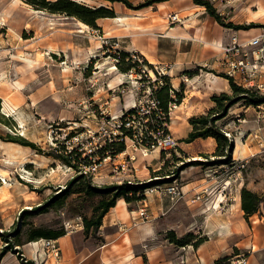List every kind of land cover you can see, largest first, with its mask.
Returning a JSON list of instances; mask_svg holds the SVG:
<instances>
[{"label":"rangeland","instance_id":"374dc122","mask_svg":"<svg viewBox=\"0 0 264 264\" xmlns=\"http://www.w3.org/2000/svg\"><path fill=\"white\" fill-rule=\"evenodd\" d=\"M74 1L90 8L104 6L122 20L114 23L111 17L98 18L92 27L24 0H0V136H19L42 151L0 140V170L7 180L6 185L0 180V233L18 230L10 237L12 251L5 250L7 243L0 236L4 264H22L19 256L35 264L28 244L40 240L46 250L43 264L69 262L73 257L67 250L69 241L74 249L82 248L79 264H102L99 259H88L92 250L102 247L99 237L114 243L107 247L113 264L129 263L125 262L129 248L116 245H127L129 240L142 248L140 264H264V199L247 219L240 208L242 188L264 196V104L236 103L215 121L232 143L226 156L214 155V139V145L201 141L207 138L184 144L191 130L189 118L206 115L215 106L211 96L229 92L227 79L220 75H226V62L233 57L223 50L232 38L245 44L259 33L264 25V0H202L222 22L241 26L227 28L230 36L221 44L216 42L218 51L198 40L205 28L208 32L206 17L214 18L192 0L184 4L198 7L186 12L178 10L183 5L178 0H155L147 6L149 0H126L134 9L120 2ZM158 3L165 7L159 9ZM174 12L183 24H169L167 16ZM170 26L195 28L197 34L191 38L165 36ZM138 27L149 31L139 32ZM255 49L245 47L249 63L255 59L251 56ZM121 52L130 54L137 64L135 70L124 73L116 67ZM256 55L258 72L243 84L238 77L232 80L245 88L261 84L260 92H264V51ZM111 66H115L113 71ZM150 71L159 75L151 78ZM187 72L197 74L190 77ZM164 82L172 90L169 96L180 94L168 111L165 127L176 146L146 155L137 142L154 141L162 119L151 115L154 123L146 131L143 113L149 106V94ZM3 99L13 110H3ZM131 110L135 137L132 131L127 135L118 128ZM120 143L124 150L116 154ZM58 144L80 153L78 166L95 186L125 181L144 184L171 175L184 164L183 170L173 174L181 191L182 185L191 183L186 199L183 193L170 199L159 191H144L150 186L145 187L137 193L141 201L126 203L135 212L127 217L124 210L110 209L105 215L115 217L116 224L105 230L100 227L95 237L86 234L82 217L91 216L98 197L87 194L81 180L65 196L60 193L53 199L77 174L47 156ZM209 150L213 152L205 153ZM220 158L224 161H217ZM160 168L163 171L157 174ZM156 196L168 202H163L162 211L151 214L148 199L156 204ZM47 202L51 203L46 211H31ZM140 208H145L144 216H139ZM36 230L64 234L57 239L39 238L33 236Z\"/></svg>","mask_w":264,"mask_h":264},{"label":"trees","instance_id":"16d2710c","mask_svg":"<svg viewBox=\"0 0 264 264\" xmlns=\"http://www.w3.org/2000/svg\"><path fill=\"white\" fill-rule=\"evenodd\" d=\"M110 3L120 2L128 8H132L130 4L126 0H104ZM195 4L205 6L206 12L209 16L214 18V20L221 26L225 28H234L240 29L241 26L234 25L231 23H224L222 22L220 16L215 12L214 8L206 1L202 0H192ZM25 3L33 5L37 9H46L51 12H62L68 16H73L81 20L83 23L95 27V20L98 18L103 17H111L114 18V14L108 8L101 6L98 8H90L87 6L82 5L79 2L74 0H54V1H47V0H24ZM155 0H149L147 5H151ZM134 9V8H132ZM124 64V65H123ZM147 63L144 61L143 65ZM136 62L130 57V54L127 52H121L117 57V64L116 67L124 73L128 71H133L136 68ZM148 65V64H147ZM156 74V72H155ZM185 74V73H184ZM197 74V73H195ZM192 72H187V75L190 77L194 76ZM157 75V74H156ZM224 77L228 81L229 92L225 93L222 92L220 95H213L211 96V101L214 103V108L207 110L206 115H200L195 118H189L188 123L191 126V130L188 133L186 139L184 140L185 143H191L197 138H213L216 143L215 147V156H226L225 153L229 154L231 152L232 143H229L227 137L219 130L215 121L219 118H222L226 115L229 108H231L236 103L242 102L247 105H254L258 106L264 104V92H260L255 87H248L245 88L241 85L235 83L232 78L226 75H220ZM158 77V76H157ZM165 80V77H161ZM172 91L169 88V85L164 82L159 88H155L153 92L154 98L159 102L160 108L162 109L164 116L161 121H159V126L163 127L162 124L167 123L168 117V109L169 104L174 103L177 104L180 98V94L178 92L175 93V98L173 96H169L168 91ZM180 103V102H179ZM131 114L132 110L130 111ZM214 115V116H213ZM1 118V116H0ZM123 121H121L122 125L120 126V130L127 135H131L130 130H127L123 126ZM0 140L4 142L15 143L23 147H29L33 151H37L38 153H42L40 148L32 142L27 141L24 138L19 136H12L7 134L6 136H0ZM124 150L123 144H119V147L116 149V154L122 152ZM163 154V152H161ZM47 156H51L53 159L60 160L64 164L68 165L69 167L76 170V175L73 179L65 186L64 189L60 190L56 197L53 199L58 198L59 194L65 196L70 187L73 184H76L79 181H83L85 184L84 191L89 195H95L98 197L97 203L93 206L91 210V216L82 217V226L83 232L88 234L91 233L92 236L98 233L99 228L101 227L102 223L101 220L105 216V214L115 206L116 201L118 199H123L125 203L130 204L132 202H138L143 199V197L138 195L137 193L145 188L155 184H162L170 182L176 177V175L169 176L166 178L165 176H160L158 179L151 180L144 184H136V183H128L122 182L120 184H110L105 186H95L91 183L90 178L87 176V173L80 170L77 161H79L80 153L73 149L71 151H67L64 144H58L57 147L51 149V151L47 154ZM217 161H224V160H217ZM184 169V164L179 166L173 173H177ZM163 171V168H160L156 173L160 174ZM264 196H258L256 193L251 192L245 188H242L240 191V208L243 211L244 218H248L255 214L258 210L259 205L262 203ZM51 202H47L45 205H41L35 209H32V212L42 213L47 210V206L50 205ZM28 213V211H24V214ZM18 233V230L14 228L13 232H1L0 236L3 237V240L7 243L5 246V250L12 251V240L10 237L15 236ZM64 233L63 232H43L42 230H36L33 236L39 238H48V239H57L61 237ZM100 242H103L104 239L100 238ZM15 252L18 253V250ZM2 253L0 254V259ZM19 256V254H18ZM20 261L22 264H32L31 261L24 262L21 256H19Z\"/></svg>","mask_w":264,"mask_h":264},{"label":"built area","instance_id":"2783aa9c","mask_svg":"<svg viewBox=\"0 0 264 264\" xmlns=\"http://www.w3.org/2000/svg\"><path fill=\"white\" fill-rule=\"evenodd\" d=\"M206 1H211V0H206ZM167 20L169 24H183L182 18L179 17L178 12L171 13L167 16ZM250 46V47H256L255 50L251 51V56L252 58L255 57L252 63L248 62V55L247 52L245 51V47ZM224 53L226 56L233 57L230 61L226 62V75L232 79H235L238 77L240 82L243 84V80H246V78H250L254 76L258 72V66L256 60L257 59V52L264 51V25L259 28V33L248 40L245 44H241L237 41L236 38H232L229 44H226L224 48ZM158 74V73H157ZM159 75V74H158ZM251 85V84H250ZM243 86V85H241ZM244 87V86H243ZM252 87V86H251ZM257 90L261 91L262 89L261 84H254V86ZM264 91V90H262ZM150 98L148 100L149 106H147V110L144 111L143 114L146 115L145 119V130H149V125L154 123L153 119H150V116L153 115L155 117H158L159 119H162L164 116V113L162 109L160 108L159 102L154 98L152 94H149ZM171 105V106H170ZM175 104L171 103L169 104V109L170 111L171 107H174ZM137 115H140L138 112H136ZM162 116V117H161ZM134 117L135 113L128 115L123 122L124 128L127 130L132 131L133 137L137 136L136 135V130H135V125H134ZM161 121V120H159ZM158 122V121H157ZM140 123V122H138ZM149 123V124H148ZM120 125H118V128H120ZM163 127H160L158 125V128L156 129V135H154L155 140L154 141H149L145 140L143 142V139H139V142H137V146L139 148H142L143 152L147 155L146 152L149 151H154L155 148L157 149H171L176 146V141L173 139V137L166 131V124H162ZM150 131H153V127L151 128ZM149 131V132H150ZM146 139V138H145ZM174 175L173 173L171 175H165L166 178L169 176ZM177 177H174V179L170 182L167 183H162V184H155L150 186L149 188H145L144 191H159L162 192L165 196L170 197V199L177 197L179 194L182 193L181 188L179 187L177 183ZM128 181V180H127ZM151 181V180H150ZM128 183H131L128 181ZM144 195L146 196V192H144ZM145 208H140L138 210L139 216H144L145 215ZM26 262V260H24Z\"/></svg>","mask_w":264,"mask_h":264},{"label":"crops","instance_id":"0c3cea01","mask_svg":"<svg viewBox=\"0 0 264 264\" xmlns=\"http://www.w3.org/2000/svg\"><path fill=\"white\" fill-rule=\"evenodd\" d=\"M186 1L188 0H178V2L180 4H183L179 7V11L180 12H186V11H189L191 10L192 8L194 7H198L197 5L195 4H184ZM165 7V5L163 7H159V9H163ZM202 15L204 12H202L201 10H199ZM138 14H141V13H138ZM190 15H192L193 13H189ZM119 18L120 20H122L121 17H117ZM213 19V18H212ZM206 20L208 21L207 24V28H208V32H207V29L205 28L204 31L202 32L201 34V37L198 39L200 42L204 43L205 46H210L212 47L213 49L215 50H220V47L219 45L216 44L217 41H220L219 43L221 44L223 42V40L225 41L226 40V37L230 36V33L228 32L229 29L227 28H219V25L216 23V21L213 19L211 20L210 17H206ZM205 20V21H206ZM123 21H125V19H123ZM115 23V22H114ZM124 24H127L125 22H122ZM140 29L139 32H147L149 31V29L147 28H142V27H138ZM194 34H197V30L195 28L193 29H186V28H182V27H179V26H170L166 31H165V36H168V37H177V38H191V35ZM199 35V34H198ZM222 41V42H221ZM218 43V42H217ZM204 77V76H203ZM202 77V78H203ZM207 78V77H204V79ZM226 86V85H225ZM225 86H223V88H225ZM212 141V145H214V140L213 138H210L208 137L207 139L205 140H201V141ZM194 142V141H193ZM184 143V142H183ZM185 145H189L191 143H184ZM213 151L212 150H209V152H205V153H212ZM126 178H124L122 181H125ZM115 183H118V181H116ZM191 183H187L185 185H182V193H183V198L186 199V194H187V190H188V187ZM157 198L155 199L156 200V204L153 203V205L151 204V201L153 200H149L148 204H149V210L151 211V214L153 213V211H162L163 209V202H168L167 198H164V201L161 200L159 198V196H156ZM221 204V202H220ZM118 209L120 210H124V212H126L127 214V217L130 215L131 212H135V211H130L128 209V205L124 202L123 199H118L116 201V204L114 207L111 208V210L116 211ZM109 213V212H108ZM111 214H107L105 215L104 217V222L103 224L101 225V229L102 230H105L107 229L108 227H112L113 224L115 225L116 222L115 221V217L111 218L110 216ZM154 218L156 216H153ZM118 218V217H117ZM119 220V219H118ZM106 221V222H105ZM104 239V243L102 242V247L98 248V249H94L90 252V256L88 257L89 260H96L98 262V259L101 260L102 264H104V260L106 261H110V259H108V254L109 252H111L109 250V247L110 245L114 244V243H111V242H106L105 240V237L103 238ZM68 248L67 250L69 251H72V256L75 258V262H72L73 260V257L69 260V262H64V264H79V259L77 257L81 256L83 254V251H82V248H76L74 249V246L72 244V242L70 243V241L68 242ZM116 245L118 246H125L124 248H129V252H132L134 257L131 261H129V264H140L141 263V257H142V248H140V246H138L137 244H134L132 241L129 240V244L127 245H124V244H121V243H116ZM129 246V247H128ZM107 248V249H106ZM106 249V250H105ZM30 251V249H29ZM105 258V259H104ZM45 262V260L43 261V263ZM111 262V261H110ZM42 263V264H43ZM0 264H4V257L0 260ZM17 264H20L18 261H17Z\"/></svg>","mask_w":264,"mask_h":264},{"label":"bare ground","instance_id":"6f19581e","mask_svg":"<svg viewBox=\"0 0 264 264\" xmlns=\"http://www.w3.org/2000/svg\"><path fill=\"white\" fill-rule=\"evenodd\" d=\"M158 5H159V7H163L164 6L163 3H158ZM260 10L263 11V9H260ZM33 12H36V11H33ZM112 21H114L115 23H120L121 22V20L119 18H117V17L112 18ZM80 26H85V25L80 23ZM114 69H115V66H111V70L113 71ZM149 75H150L149 77L155 78V73L153 71H150ZM118 80L119 81H123L122 80V75H119ZM2 106H3V110H5V111L13 110V107L11 105H9V103L5 99H3ZM157 151H158V149L155 148V152H157ZM1 179L3 180L2 183L6 185L7 184V180L5 179V177L3 176V174L1 173V170H0V180ZM226 184H228V182ZM219 199H221V196L219 197ZM214 203L217 205V202H214ZM28 246H29V249H30V251H29L30 258L35 261V264H42L43 261L45 260L44 256H46V250H45V247H44V244H43V240H40V241H37V242L33 241L30 244H28ZM133 257H134L133 253L129 252L125 256V262L131 261L133 259ZM104 264H113V263H111L110 261H106Z\"/></svg>","mask_w":264,"mask_h":264}]
</instances>
